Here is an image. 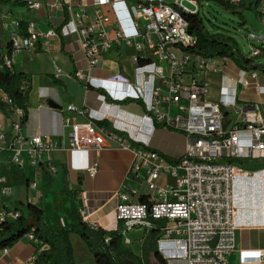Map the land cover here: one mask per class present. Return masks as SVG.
<instances>
[{
  "label": "built area",
  "instance_id": "2783aa9c",
  "mask_svg": "<svg viewBox=\"0 0 264 264\" xmlns=\"http://www.w3.org/2000/svg\"><path fill=\"white\" fill-rule=\"evenodd\" d=\"M238 2L239 0H232ZM67 17L61 24L63 37L76 36L78 50L72 52L77 63L73 76L86 89L97 91L106 106L114 109L107 115L93 116L85 107L68 105L67 113L88 116L85 121L63 118L68 128L66 140L57 145L50 137L21 133L23 112L14 107L16 118L11 122L13 134L0 141L7 142V160L22 168L24 157L36 171L45 164V152L60 149H95L114 145L133 155L129 173L142 168L150 192L147 200H131L121 194L115 208V219L122 242L131 244L128 232L147 234L163 221L157 248L165 260L180 259L185 264H229L228 256L235 251L236 223L233 219V185L238 177H250L241 166L246 159L264 157V69H244L233 65L228 57L203 55L194 52L197 38L190 29L186 14H199L201 4L196 0H91L93 14L88 12L87 0H59ZM29 8L39 10L40 1L27 0ZM49 6L54 7V4ZM107 6L108 11L102 7ZM257 10L264 16V0H258ZM13 23L9 33V50L13 55L24 50H49L54 28L41 31L32 21L27 33ZM248 56L262 52L261 46L251 43L256 36L247 32ZM264 43V35L258 38ZM6 51H7V47ZM123 49L131 52L133 74L115 73L106 78L91 76L98 67L103 52ZM235 49L241 53L235 44ZM242 54V53H241ZM9 65V59H6ZM60 70L57 69L56 73ZM207 72L218 76L216 98L207 99ZM0 101L10 99L0 90ZM163 105L164 109L159 106ZM128 108L137 123L126 122ZM174 108V114L172 109ZM236 112L241 118L227 123V113ZM12 113V114H13ZM109 120L110 126L94 121ZM150 122V134L142 131L143 121ZM157 131L177 133L183 140L181 154H169L153 141ZM46 169L54 174L55 165ZM96 172L95 165L88 169ZM170 178L172 183H161ZM38 182L31 181L27 192L37 190ZM11 186L0 173V230L3 224L26 213L11 207ZM82 219L94 230L99 226L87 222L90 215L87 197H82L78 209ZM60 225L64 226L63 220ZM25 237L34 243L32 232ZM108 241V238L105 239ZM9 248L0 249V260ZM35 255L31 258L34 260ZM264 259L263 250L240 251L239 264H253Z\"/></svg>",
  "mask_w": 264,
  "mask_h": 264
},
{
  "label": "crops",
  "instance_id": "0c3cea01",
  "mask_svg": "<svg viewBox=\"0 0 264 264\" xmlns=\"http://www.w3.org/2000/svg\"><path fill=\"white\" fill-rule=\"evenodd\" d=\"M27 1V0H23ZM43 3L39 10L29 8L28 6H18L10 4H0V45L1 53L6 63V45L9 42V33L13 29L15 20L25 22L32 21L41 31L47 28L61 27L67 15L64 7L59 5V0H34ZM77 5V0H73ZM54 4V7L49 6ZM88 12L93 14L94 7L91 0H87ZM103 11H108L107 6L102 7ZM57 35L50 37L49 50H24L11 55L9 66L16 72H23L31 75V89L28 95V117L27 121L21 127L23 136L28 137L35 133H40L50 137L57 145L62 140H66L68 128L63 125V118L70 115L74 121L82 122L88 116H81L76 113H67L68 105L85 107L91 110L90 114L97 117L102 114L111 119L114 109L106 106V101L100 94L92 89H86L83 82L77 80L74 76V70L77 67L72 52L78 50L76 36L63 37L60 29ZM131 52L129 49H123L120 54L114 50L103 52L97 68L92 69L90 74L96 78H106L115 73H121L125 76L133 74V66L130 61ZM3 64L0 63V70ZM59 69L60 72L56 73ZM51 77L57 80L54 83ZM204 77L208 83L207 99L212 101L216 98L218 85V76L213 72H207ZM49 102H53L57 107H52ZM164 109L163 105L159 106ZM125 115L126 122L133 121L137 123L139 118L131 116V112ZM131 111V112H130ZM16 118L13 113L6 117L0 109V133H4L6 138L13 134L11 122ZM241 118L238 113H227L226 122H236ZM107 126L110 121L105 120ZM142 131L146 136L150 134V122L143 121ZM155 139V138H153ZM183 145V140H182ZM181 145V147H182ZM7 142L0 141L1 162L0 170L10 165L7 160L8 151ZM168 153V152H167ZM169 154L179 155L172 152ZM45 164L51 163L56 166L57 171L51 174L43 164L39 171H36L23 162L21 171L24 186L22 185L19 193L14 189L10 197L11 207L25 208L28 203H40L44 209V221L54 230L58 231L61 227L67 228L69 220V204L62 193L64 184L63 178H66L70 188L79 192L77 197L78 209L82 206V197H87L89 212L87 222L96 223L99 228L106 231L118 229V222L115 219V208L120 201L121 194H129L131 200H138L141 196L145 200L150 196V192L144 182L145 171L142 168L130 177L129 170L133 160V155L128 150H123L114 145L95 149H54L43 154ZM243 169L252 173L250 177H238L233 185L234 193V221L235 230V251L228 256L229 264H239L240 251L251 252L253 250L264 249V157L246 159L241 162ZM250 164L248 166L247 164ZM96 167L94 175H90L88 169ZM38 182L37 190H31L28 196L27 187L31 181ZM172 183L170 178H165L161 183ZM54 186H58L60 200L63 203V212L54 211L51 215L48 207V195H44V190L50 193ZM47 199V200H46ZM46 200V201H45ZM63 220L64 226L60 225ZM70 241L76 237L69 235ZM77 238V237H76ZM36 243L29 241L25 236L22 237L14 246L10 247L7 254L0 260V264H34L31 258L35 255ZM44 247V246H43ZM40 247V248H43ZM129 250L134 249L127 247ZM167 264H185L180 259L166 260ZM264 264V259L253 263Z\"/></svg>",
  "mask_w": 264,
  "mask_h": 264
},
{
  "label": "trees",
  "instance_id": "16d2710c",
  "mask_svg": "<svg viewBox=\"0 0 264 264\" xmlns=\"http://www.w3.org/2000/svg\"><path fill=\"white\" fill-rule=\"evenodd\" d=\"M199 3L202 1L216 2L218 5L236 14L239 18V24L245 23L243 15L244 10H252L259 14L257 10L258 0H251L249 3L246 0L233 2L232 0H196ZM0 4H10L18 6H27V1L23 0H0ZM66 14V13H65ZM186 20L190 25V29L197 38L194 52L203 55H220L228 57L233 65L244 69H264V66L255 62L254 57L244 56L235 49L236 41L223 34H212L204 30L202 19L199 14H186ZM19 26L22 33H27V22L20 20ZM60 27L57 28L59 31ZM6 57L10 59L11 53L9 45H6ZM2 46L0 45V63L3 64V69L0 70V90L8 96L10 104H4L0 101V109L6 117H10L13 113V108H20L23 112L20 117L21 126L27 121L28 117V95L31 89V75L23 72H16L7 65L4 56L1 53ZM54 83L57 80L51 77ZM97 125H108L105 120L94 121ZM41 169V166L39 167ZM130 177L134 178L132 174ZM62 193L68 201L69 212L67 219L69 220L68 227L54 230L44 221V209L40 203L26 205V213L22 214L16 220L3 224L0 230V249L10 248L14 246L27 233L32 232V235L37 239L35 245L36 257L34 264H76L70 234H76L86 245L89 254L92 256L95 264H106V257L110 264H167L157 248V239L161 228L164 226L163 221H158L156 227L152 228L147 234H142L139 239L141 247L139 255L134 251L123 246L119 230L106 231L98 228L92 229L81 217L78 206L77 197L79 192L70 188L66 173L63 178ZM141 201L145 200L141 196ZM32 223V226L28 225ZM108 238L106 242L105 239ZM44 246V247H43ZM43 247V248H40Z\"/></svg>",
  "mask_w": 264,
  "mask_h": 264
},
{
  "label": "rangeland",
  "instance_id": "374dc122",
  "mask_svg": "<svg viewBox=\"0 0 264 264\" xmlns=\"http://www.w3.org/2000/svg\"><path fill=\"white\" fill-rule=\"evenodd\" d=\"M164 1L167 3L173 2V0ZM249 1L251 0H246L247 3H249ZM200 4L201 7L199 11V17L202 19L204 30L212 34H223L234 39L239 51L244 56H248L249 53V42L247 41L245 35L247 32L253 33L256 36V39H252L251 43L254 46H261L263 49L260 55L254 57V60L257 64L264 66V43L261 44L260 40L258 39L260 36L264 35V16H261L260 12L259 14H256L252 10H244L243 15L245 18V23L240 25L239 18L236 14H233L229 10L218 5L216 2L202 1ZM172 114H174V108L172 109ZM153 142L158 145L160 149L168 153H178L181 150L182 138L179 134L170 131H157ZM0 163L2 166L3 164L1 159ZM25 165L27 166L28 162H25ZM247 165L250 166L249 163ZM0 173L5 176L8 184L11 186L12 192V189L15 191L17 190L19 193L21 192V188L25 182V179H23L21 171L17 165L10 164L7 167L2 168ZM43 192L45 196L48 195V207L51 215L54 214V211H58L60 213L63 212V203L60 200L58 186H54L50 193H47V190H44ZM22 211L25 212V209H22ZM142 234V232L137 230L128 232V237H130L132 243H123V246L134 249V253L139 255L141 247V241L139 237ZM73 235L77 237L72 239L73 255L76 264H95L92 256L88 252L86 245L76 234ZM152 264H154V262Z\"/></svg>",
  "mask_w": 264,
  "mask_h": 264
},
{
  "label": "water",
  "instance_id": "95a60500",
  "mask_svg": "<svg viewBox=\"0 0 264 264\" xmlns=\"http://www.w3.org/2000/svg\"><path fill=\"white\" fill-rule=\"evenodd\" d=\"M49 105L52 106V107H57L56 104H54L53 102H49ZM138 201H141V199H138ZM28 225L32 226V223L28 222ZM104 260H105L106 264H110L106 257H104Z\"/></svg>",
  "mask_w": 264,
  "mask_h": 264
}]
</instances>
